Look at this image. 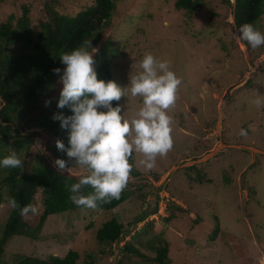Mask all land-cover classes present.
Masks as SVG:
<instances>
[{
  "label": "rangeland",
  "instance_id": "rangeland-1",
  "mask_svg": "<svg viewBox=\"0 0 264 264\" xmlns=\"http://www.w3.org/2000/svg\"><path fill=\"white\" fill-rule=\"evenodd\" d=\"M196 1L200 6L193 11L176 8L175 0L116 1L111 24L93 53L96 62L111 41L110 80L120 86L128 83L146 52L169 61L181 78L176 103L168 110L173 147L158 155L150 170L140 163L142 154H132L129 160L137 174L130 175L128 187L133 194L113 210L50 214L35 237L11 235L0 264H13L23 255L62 257L70 248L79 252L78 264L90 253L93 264H159L125 252L123 244L127 240L149 254L160 239L168 244V264H264V105L252 103L257 93H264V45L252 48L238 38L233 0ZM92 2L3 0L0 21L12 15L15 24L27 6L36 37L51 9L73 16ZM253 26L264 32V12ZM20 43H15L18 54ZM61 87L60 80L49 82L34 100L15 110L14 120L0 119L11 127L8 137L0 134V155L15 151L26 171L37 159L56 167L59 157L68 161L65 173H87L55 146L56 140L68 145V130L57 135L36 121L58 100ZM117 103L131 119L139 98L121 97ZM241 128L246 135H240ZM14 130L25 138L20 147L10 137ZM2 192L0 235L11 210L8 188ZM161 201L166 203L163 216L148 213L133 222L147 209L158 210ZM30 205L42 211L40 188ZM112 216L122 223L124 237L120 243H99L96 230Z\"/></svg>",
  "mask_w": 264,
  "mask_h": 264
},
{
  "label": "trees",
  "instance_id": "trees-1",
  "mask_svg": "<svg viewBox=\"0 0 264 264\" xmlns=\"http://www.w3.org/2000/svg\"><path fill=\"white\" fill-rule=\"evenodd\" d=\"M116 1L118 0H93L92 4L73 16L51 9L45 21L40 24L36 37L32 36L33 28L27 6L23 7L15 24L12 22V15L0 21V97L5 101V106L0 108V119L3 122L14 120L13 113L18 107L24 102L34 100L49 82L52 84L59 80L60 73L55 72L54 69H63L64 65L59 58L63 52L71 51L83 45L85 41H90L89 50L92 49L91 47L95 48L101 32L111 24ZM233 4L234 22L238 28L245 23L254 25L264 12V0H234ZM174 6L178 9L193 11L200 5L196 0H175ZM18 40L21 41L18 44L22 50L19 52L21 54H18L19 47L15 45ZM114 53L111 41L104 44V49L100 51V57L94 64L98 79L105 81L111 79L112 74L107 56L112 57ZM112 104L115 106L117 101H112ZM54 113L69 115L70 109L68 107L58 108L57 101H55L47 111L36 118V121L40 126L57 135L64 134L65 129L60 127L58 120L52 118ZM10 130L9 124L0 123V134L8 137ZM10 137H16L12 142L17 147L25 142L24 136H21L17 130H14ZM10 153L1 154L0 157ZM0 171H2L0 203L4 200L3 187L8 188L9 197H15L20 206L30 205L38 188L43 194V209L39 213L24 217L21 216L19 207L11 208L0 235V255L5 242L11 235L21 234L35 237L48 215L86 208L76 205L69 198L68 188L72 183L77 182L80 176L62 172L45 160H35L30 171H26L25 166L23 168H0ZM131 174L135 175L137 171H131ZM129 184L128 180L118 199L98 202L96 208L113 210L133 194V189L128 187ZM92 191L90 185H85L81 189L84 195ZM156 208L155 206L151 211L147 209L142 215L136 216L133 222L140 221L148 213H154ZM122 228V223L112 216L96 230L95 238L99 243H118L123 237ZM217 228L218 226L210 236L212 239L215 238ZM167 247V241L160 239L150 249L151 253L144 254L139 247L131 245L127 240L123 244L125 252L159 264L169 263ZM78 259L79 252L70 248L62 257L54 254L46 258L23 255L13 264H78ZM81 264H93L91 253L88 254V260Z\"/></svg>",
  "mask_w": 264,
  "mask_h": 264
},
{
  "label": "clouds",
  "instance_id": "clouds-1",
  "mask_svg": "<svg viewBox=\"0 0 264 264\" xmlns=\"http://www.w3.org/2000/svg\"><path fill=\"white\" fill-rule=\"evenodd\" d=\"M237 35L252 48L264 45V32L251 23L241 25ZM89 45L90 41H85L60 55L64 67L54 69L60 73L62 84L57 107H68L70 114L54 113L52 118L68 130V145L56 140V148L70 158L72 165L87 170V174L80 173V179L69 186V198L76 205L94 209L98 202L120 197L131 175L133 165L129 158L134 152L142 154L140 163L150 170L156 157L166 155L173 147V118L168 110L176 103L181 78L170 68L167 59L146 52L125 86L114 80L98 79L93 55L97 49L89 50ZM127 96L139 98V107L131 119L124 117L119 103L112 104ZM252 103L264 105V93H257ZM4 106L5 101L0 97V108ZM246 134V129L241 128L240 135ZM54 164L62 172L69 169L65 159L57 157ZM23 166L24 161L15 151L0 157V168ZM85 185L93 189L88 195L81 192ZM7 203L12 209L19 207L24 217L38 212L33 205L20 206L15 197H9ZM159 209L160 205L154 214L163 216L166 207L163 213Z\"/></svg>",
  "mask_w": 264,
  "mask_h": 264
},
{
  "label": "built area",
  "instance_id": "built-area-1",
  "mask_svg": "<svg viewBox=\"0 0 264 264\" xmlns=\"http://www.w3.org/2000/svg\"><path fill=\"white\" fill-rule=\"evenodd\" d=\"M165 207H166V203L161 201L160 202V209H159V212L160 213H163V211L165 210Z\"/></svg>",
  "mask_w": 264,
  "mask_h": 264
}]
</instances>
